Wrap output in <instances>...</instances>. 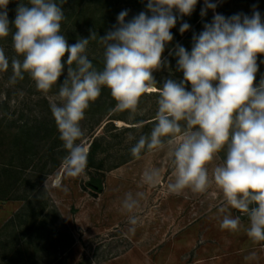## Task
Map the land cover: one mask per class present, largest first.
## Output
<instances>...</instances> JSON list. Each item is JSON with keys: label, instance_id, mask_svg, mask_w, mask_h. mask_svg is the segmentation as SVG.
Returning a JSON list of instances; mask_svg holds the SVG:
<instances>
[{"label": "clouds", "instance_id": "9594fccd", "mask_svg": "<svg viewBox=\"0 0 264 264\" xmlns=\"http://www.w3.org/2000/svg\"><path fill=\"white\" fill-rule=\"evenodd\" d=\"M65 2L18 0L10 21V0H0V39L11 34L16 53L9 59L0 47V73L11 67V84L27 73L44 94L60 84L58 102L50 109L66 151L67 175L85 174L88 152L78 143L84 136L81 122L103 88L116 102L112 111L127 112L130 121L142 114V99L156 94L153 127L139 136L131 155L139 159L145 151L167 150L173 177L166 186L169 194H203L215 184L226 203L247 216V236L264 241V75L256 82L258 59L264 56V18L256 5L251 16L215 13L203 31L193 34L190 52L177 44L170 54L178 58L176 70L183 79L169 78L158 85L154 72L167 64L163 53L174 40L171 30L192 15L198 0H147L146 11L130 20L128 10H122L117 24L98 37L104 47L100 69L87 55L90 41L97 40L95 31L74 44L62 34ZM216 7L204 0L201 16ZM190 27L183 22L179 31ZM129 139L135 137L129 133ZM160 181L158 167L142 174L144 184ZM142 195L128 192L122 201L131 225L139 222L135 213ZM219 226L238 231L241 218L225 215Z\"/></svg>", "mask_w": 264, "mask_h": 264}, {"label": "rangeland", "instance_id": "374dc122", "mask_svg": "<svg viewBox=\"0 0 264 264\" xmlns=\"http://www.w3.org/2000/svg\"><path fill=\"white\" fill-rule=\"evenodd\" d=\"M109 1L111 27L122 10H128L126 20L146 11L147 0ZM211 2L217 4L215 12L209 9L202 17L204 0H198L195 11L186 16L197 17V22L185 33L179 31L166 47L167 64L154 72L158 85L169 78L183 79L176 70L178 58L170 53L177 44L190 52L193 34L203 31L215 13L251 16L256 5L264 18V0ZM17 3L10 0L8 10ZM85 32L81 24L72 38L67 37L68 43ZM0 47L9 59L16 56L11 34L0 39ZM103 52L101 43L90 41L87 55L98 69L103 62H95L103 61ZM261 61L264 56L258 59L257 83L264 75ZM11 75V67L0 73V264H264V241L247 236V216L231 208L215 184L203 194H169L166 186L173 177L167 150L145 151L139 159L131 155L139 136L153 127L156 94L142 99V114L130 121L127 112L112 111L116 102L103 88L81 122L84 136L78 141L88 156L96 143L98 168L87 167L84 175L72 178L65 170L66 151L50 109L58 102L60 84L44 94L27 73L15 84L9 82ZM129 133L135 139H129ZM152 167L161 171L155 186L142 182L143 172ZM93 177L102 181V192L89 187ZM128 192L143 194L137 197L136 225L129 223L131 214L122 207ZM225 215L241 218L238 231L221 230Z\"/></svg>", "mask_w": 264, "mask_h": 264}, {"label": "trees", "instance_id": "16d2710c", "mask_svg": "<svg viewBox=\"0 0 264 264\" xmlns=\"http://www.w3.org/2000/svg\"><path fill=\"white\" fill-rule=\"evenodd\" d=\"M23 2L27 3V0ZM59 3V0H57ZM111 2L109 0H88L83 2V0H72L70 3L67 1L61 5L64 9L66 19L62 22V34L68 38H72L76 33V30L81 28V24L86 26V32L82 37L87 38L90 35V31H95L97 33V40L95 43L99 42L98 37L103 36L106 32L112 29V19L114 17L111 8L109 7ZM15 8H10L8 10L9 20L12 21L15 18L16 10ZM184 16L182 19L178 20L176 26L171 30L173 36L178 38V32L180 24L187 22L191 27L197 22L198 18ZM102 60L97 59L96 64L101 65ZM96 144V143H95ZM93 145L91 152L87 158V167L98 168L95 166L94 157L96 154V145ZM89 187L96 192H102V181L96 178H91L89 181Z\"/></svg>", "mask_w": 264, "mask_h": 264}]
</instances>
